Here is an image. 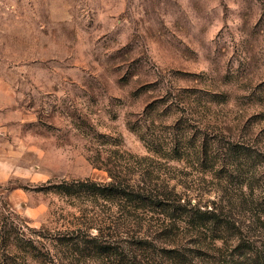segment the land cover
<instances>
[{
  "label": "rangeland",
  "instance_id": "obj_1",
  "mask_svg": "<svg viewBox=\"0 0 264 264\" xmlns=\"http://www.w3.org/2000/svg\"><path fill=\"white\" fill-rule=\"evenodd\" d=\"M109 171L169 214L55 194ZM8 234L27 264H264V0H0V264H23Z\"/></svg>",
  "mask_w": 264,
  "mask_h": 264
},
{
  "label": "trees",
  "instance_id": "obj_2",
  "mask_svg": "<svg viewBox=\"0 0 264 264\" xmlns=\"http://www.w3.org/2000/svg\"><path fill=\"white\" fill-rule=\"evenodd\" d=\"M156 104H150L148 105L145 110L144 114H148L150 117L155 113L156 110ZM127 127L131 132L136 133L140 140L145 141V135L144 133L141 134V127L136 129L132 127L129 123H127ZM153 141L151 144L148 145V148L156 155L160 154V156L163 159L171 160V161H177L180 162L183 159V155L180 153V149L176 145H170L168 147L163 148V145L158 143L157 146H154ZM152 145V146H151ZM150 146V147H149ZM165 150V151H164ZM165 153H160V152ZM195 156L197 157V160L205 161V158L207 156V150L204 146L201 145V148H198L194 150ZM161 154H167V155H161ZM185 158V157H184ZM148 175V173H146ZM146 176V175H145ZM149 176V175H148ZM144 177V175H143ZM109 178L111 179L109 183L105 185H99L94 182L85 183L80 182L76 183L75 186L70 187L69 185H56L53 187L55 189V194L59 195H66V196H73L76 193H86L91 195L96 200H102L104 202H110L115 204H121V207L123 208H131L134 212H144V211H153V210H159L163 212L164 214H169L170 210L166 205V200L163 196H153L150 191L142 188L133 189V187L128 188L125 190L122 188L120 183H117L115 180V177L112 175V173L109 171ZM77 187L78 189H74ZM180 200L177 198L176 203L180 205ZM214 217H216V211L215 209H210V211H204L201 212L199 207H195L188 212L186 215V218L189 223L195 224L197 226H205L207 223H213ZM9 237H7V247L9 250H17L19 252H23L24 255L22 257L23 264H27L28 260H35L37 258V255L34 254L35 251H37V247L33 240L31 239H18V241L11 237L10 234H8ZM89 243L94 246V252L97 253V255H107L106 253V246L100 244L98 239L96 237H93L89 239ZM110 255V254H109Z\"/></svg>",
  "mask_w": 264,
  "mask_h": 264
}]
</instances>
